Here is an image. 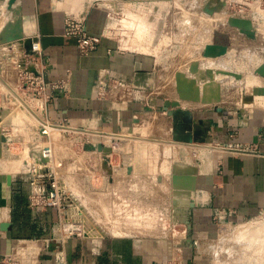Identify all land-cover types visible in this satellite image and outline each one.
<instances>
[{"label":"crops","instance_id":"1","mask_svg":"<svg viewBox=\"0 0 264 264\" xmlns=\"http://www.w3.org/2000/svg\"><path fill=\"white\" fill-rule=\"evenodd\" d=\"M8 1L0 2L3 11ZM196 1L203 6L210 2ZM177 2L15 0L6 7L10 12L4 11L1 19L15 16V28L11 31L32 39V44L40 48V55L38 52L34 55L45 77L62 82V88L48 102L47 116L58 132L69 137L74 149L68 158L59 160L60 171L69 185L66 173L71 172L70 167L74 176L72 219L109 224L115 221L111 218L100 221L103 217L93 216L92 210L146 208L144 201L128 198L130 193L145 192L140 183L146 177H153L157 183L153 190L149 187V192L167 188L168 204L156 203L151 207L166 208L170 216L171 166L167 171L154 172L153 176L144 169V159L133 164L127 163V158L136 152L143 155L151 145L168 146L171 162L177 159L191 162L194 149L210 150L209 154L203 152L199 164L191 241H185L188 233L184 224L172 225L173 236L96 235L88 239L60 236L55 231L58 217L54 209L29 207L27 175L17 168L0 166V264H212L207 250L214 246L212 240L216 235L223 240L222 236H231L230 227L264 213V98L244 106L237 103L229 106L225 101L218 104L180 101V112L186 118L181 116L179 120L185 124L190 121L192 130L200 129L209 145L204 148L195 143L185 144L172 136L171 126L177 129V123L163 104L178 98L175 73L181 71L191 78L188 67L199 58L213 32L209 26L211 15L205 16L189 5L187 9L180 8ZM67 17L78 18L89 33L100 36L94 52L80 55L75 39L63 35ZM199 31L202 47L194 45ZM220 32L224 37L235 30L225 28ZM177 33L181 34L180 39ZM235 37L232 48L241 45L240 36ZM247 43L252 51L264 46V36ZM18 46L21 45H13L15 53ZM6 51L0 46V54H7ZM5 65L6 76L0 75V87L5 86L2 91L0 88V129L12 136L9 128L18 103L10 92L18 88V74L13 58H8ZM198 86L199 97L208 98V90L203 92L201 84ZM100 91L105 92L103 97L99 96ZM153 128L159 129L158 136L141 137L145 134L143 130ZM84 138L89 142L82 146ZM18 139L12 136L15 141L12 149L19 146L20 140L31 150L43 142ZM110 140L118 142L110 155L111 175L101 168L102 153L90 149L98 143L109 145ZM179 147L183 155L178 156ZM128 166L132 168L129 174ZM7 174L12 176L10 185ZM184 192L180 190L177 201L187 200Z\"/></svg>","mask_w":264,"mask_h":264},{"label":"rangeland","instance_id":"2","mask_svg":"<svg viewBox=\"0 0 264 264\" xmlns=\"http://www.w3.org/2000/svg\"><path fill=\"white\" fill-rule=\"evenodd\" d=\"M1 1L2 0H0V2ZM177 5L180 8L186 9L188 8V5L190 7L197 8L201 11V14H204L205 16H207L208 13L202 9L208 7L214 11L212 14H209L212 18L209 21V26L213 30V32L211 31L210 33L211 40L203 45L204 47L199 52V58L193 60L198 62L199 68L201 66L200 64L202 63V67L204 69L202 70L200 68L201 72L197 74L189 73L191 77H201L197 79V86L201 84V91L205 92L208 90V98L201 96L200 99H207L209 104H218L225 101L229 106H232L233 103L244 106L258 100V98H264V94L259 93V90H264V77L260 73L255 72V69L259 65L264 64V46L260 45V47L254 48L251 51V48H249L247 45V42L251 40L257 41L260 36H264V34H262L264 31V9L253 6L247 7L240 11L241 7L239 4H230L225 0H221L219 2L217 0H210V2L205 6L202 4L198 5L196 0H178ZM7 6L8 5H6V7ZM6 7V10H4L5 14H7L6 11H9V9ZM4 11L0 8V23L2 22L0 27V46H2V49L7 50V54H0L1 76H6L4 73H6L8 70H6V65L4 66V62H8V58H13L14 61L17 62L24 53L22 44H20V48L18 46L17 53H15L14 50L16 48H14L13 45L16 46L17 43L19 44V41H11L10 39L13 38L15 34H21V40L23 41L27 39V37H24V34L21 32L11 31V29L15 28L13 23L15 21L14 15L6 19H1V14L3 15ZM11 13L14 12L11 11ZM231 18L244 19L247 20V23L246 25H242V27H238L231 23ZM184 21L185 20L183 19L181 24ZM201 25V22L198 23L197 28L200 29ZM176 26L177 32H179L180 27L178 24ZM225 28L235 30L234 34L227 33L223 37L220 31ZM241 28L248 29L253 33V36H249L243 29L241 30ZM201 34L199 31L197 36L194 37V45H198L197 47H202L203 41L201 39ZM237 35L240 36L242 40L241 45H236L234 48H232L234 45L233 40ZM180 37L181 34L177 33V39H180ZM236 40H238V38ZM207 45L209 46V49L206 50L205 48ZM9 51L14 53H9ZM223 71L235 72L240 74L241 78L236 79L232 75L224 74ZM0 88L2 91L5 86H1ZM17 91L20 94L18 88ZM10 93L13 96L15 95L14 92ZM16 102L19 105V99L16 98ZM205 102L199 100L196 103ZM184 125V120L177 121V135L178 133L186 134ZM175 128L176 127L172 124V136H175ZM41 129L42 125L38 118L27 112L23 106L19 105L18 109L14 113V122L12 123V127L9 128V132H11L15 140L16 138L18 139L21 137H23V139L28 138L32 141L33 139L39 141L50 140L56 160H64V158L69 157V153L74 152L73 146L69 141V137L61 132H58L57 128H49V132L47 134L41 133ZM147 130L142 131V133L145 132V134H142L141 137L152 138L158 136L160 133L159 129L153 128V130ZM167 133H169L170 137V132L167 131ZM207 145H209L207 140L204 142L195 143V146L204 148L207 147ZM11 150L18 153L20 150V145L15 146V148ZM30 152L31 150L29 149V146H27L24 149V152L20 153V155H25V153L30 154ZM203 152H207L209 154L211 151L194 149V151L190 154L191 162L182 161L180 159L177 160L182 161L184 164L192 163L194 166H196L198 178L200 170L199 164L201 161H203L201 159ZM136 154L129 156L127 158V163L136 164V162L144 159L146 161L143 165L144 169H146L151 174L153 173V176L154 172H159L162 169L166 171L170 169L172 162L170 158H168V146L151 145V147H148L143 155L140 154V156H138ZM176 155H183L180 151V147ZM22 158H24V156L14 158V155H9L3 151V148H1L0 166L4 168L11 167L15 169L20 166L19 164L22 163ZM14 161H17L18 165H14ZM70 170L71 172L68 171L69 173L66 174L69 176L68 179L71 181L70 185L72 189L75 190L74 176L71 167ZM151 178L146 177L141 180L140 184L143 186L142 188L145 189V192L130 193L128 195L130 200L144 201L147 204L146 208L138 209L130 207L106 210L93 209V216L103 217L102 219H99L100 221L105 222L107 218H111V220L115 221V223L111 222L109 224L106 222L105 224H90L93 231L96 234H101L100 229L103 231L105 230L104 233H106L107 236H173L175 230L172 228L171 220L169 218V210H166V208L151 207L155 206L156 203L168 204L169 192L165 186L161 188V192H149L148 189L151 188L153 190L155 186H157L156 180L153 177ZM121 220H123L124 223L118 222ZM229 231L231 236H222L225 237L223 240L221 239V236L217 235L213 238L212 241L214 246L207 250V252H209L211 255L212 264H264V213L253 220H245L234 225L233 228L230 227ZM221 232L222 231H220V233Z\"/></svg>","mask_w":264,"mask_h":264},{"label":"built area","instance_id":"3","mask_svg":"<svg viewBox=\"0 0 264 264\" xmlns=\"http://www.w3.org/2000/svg\"><path fill=\"white\" fill-rule=\"evenodd\" d=\"M225 1L230 4H239L241 7L240 11L253 6L264 9V0ZM63 35L75 39L77 50L79 54L83 56H87L94 52L100 43V36L89 33L83 22L75 17H67L64 20ZM32 52L33 54L31 55L22 54L16 62L18 90L20 94L17 90L13 92L15 94L14 96L19 99V105L23 106L27 112L38 118L42 125L41 133L47 134L49 132V127H55V124L51 122L47 116L48 102L51 100L54 92L62 88V82L50 81L45 77L43 68L38 66V59H36L34 55V53L37 52L40 55V48L37 44H32ZM23 60L25 64L22 65ZM28 65H33L37 74L28 71ZM98 94L103 97L105 92L100 91ZM3 134L6 136V142L2 144L3 151L6 153L8 152L11 156L14 155V158L24 156V158H22L23 160H21L22 163L20 164L19 170L27 175L29 185V207L42 210L54 209L58 217V224L56 225L55 231L60 236H75L83 239H88L96 235L102 236V234H96L88 222H79V220L72 219L71 208L73 205L74 190L66 182V176L60 171L61 164L54 156L50 140L41 142L32 150L29 148L31 150L30 154L25 153V155H20L27 147L25 141H19L20 150L17 153L11 150L15 142L12 140V136H10L7 131L3 132ZM110 137L112 138L113 136ZM88 142L89 140L84 138L81 140L80 144L84 146ZM96 145L97 144L92 145L93 147H90V149H96ZM109 146L114 150L118 146V142H111L110 140ZM103 232H105V230ZM105 236H107L106 233Z\"/></svg>","mask_w":264,"mask_h":264},{"label":"water","instance_id":"4","mask_svg":"<svg viewBox=\"0 0 264 264\" xmlns=\"http://www.w3.org/2000/svg\"><path fill=\"white\" fill-rule=\"evenodd\" d=\"M15 0H9L8 6L12 5ZM205 12L208 14H212L214 11L211 8L206 7L204 9ZM231 23L233 25H236L238 27H242V25H246L247 20L244 19H238V18H231ZM244 30L249 36H253V33L250 32L246 28H241V30ZM11 41H19V44H22L24 53L26 55L33 54L32 52V39L27 38L24 41L21 40V34H15L13 38L10 39ZM206 50L209 49V46L207 45ZM25 64L24 60L22 61V65ZM28 71H32L35 74H37L35 67L33 65L27 66ZM201 70L199 68L198 62H192L189 66V73L197 74L200 73ZM255 72L260 73L264 77V64L259 65ZM224 74H229L234 76L236 79H240L241 75L237 74L235 72H227L223 71ZM201 78L200 76L197 77H191L189 78L181 71H178L175 73V83H176V90L178 94V98L174 100H166L164 101L163 108L165 110H168L169 114L173 116L174 123H177L179 118L182 116V118H186V115H183L180 112V101H202V102H209L207 99H200L199 97V87L197 86V79ZM259 93L264 94V90H259ZM173 108L174 110H169V108ZM217 109H220L219 107ZM134 122H137L136 119H134ZM190 122V121H189ZM185 124V130L186 134H177L178 128L174 129V140H178L179 142H184L185 144H192L197 142H204L206 141V138L203 136L202 131L200 129H193L190 126V124ZM176 127V126H175ZM189 131V132H188ZM6 142V136L3 134V132L0 129V155H1V148L2 144ZM195 145V144H194ZM96 149L102 153V162H101V168L111 175L112 168L110 164V155L112 154L113 150L112 147L109 145H104L102 143H98L96 145ZM45 161L44 159H42ZM182 161L174 160L171 163V176H170V185H171V211H170V220L172 225L176 224H184L187 230V238L186 242H190V232L192 229V223H191V216H192V209L195 207L196 203L193 199V193L197 189V167L194 166L192 163L184 164ZM132 168L131 166H128L126 168V172L129 174L131 173ZM11 174L6 175V181L10 185L11 184ZM109 181H112V178H109ZM180 190L185 191L187 200L185 202H179L177 201L176 197L178 194H180ZM178 191V193H177ZM8 226V225H6ZM100 229V228H99ZM102 236H105V233L100 229Z\"/></svg>","mask_w":264,"mask_h":264},{"label":"bare ground","instance_id":"5","mask_svg":"<svg viewBox=\"0 0 264 264\" xmlns=\"http://www.w3.org/2000/svg\"><path fill=\"white\" fill-rule=\"evenodd\" d=\"M49 128H52V127H49ZM53 129H54V128H53ZM7 153H8V152H7ZM18 161H19V160H18ZM14 163H15L14 165H18V162H17V161H16V162L14 161ZM19 165H20V164H19ZM19 167H20V166H19ZM19 167H17V168H19Z\"/></svg>","mask_w":264,"mask_h":264}]
</instances>
